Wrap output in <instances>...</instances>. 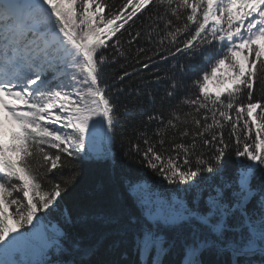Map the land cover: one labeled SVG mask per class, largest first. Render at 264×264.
Masks as SVG:
<instances>
[{"label": "snow or ice", "instance_id": "1", "mask_svg": "<svg viewBox=\"0 0 264 264\" xmlns=\"http://www.w3.org/2000/svg\"><path fill=\"white\" fill-rule=\"evenodd\" d=\"M112 7L106 0H0V264H25L15 256L32 235L28 226L76 179L75 161L89 155V145L98 136L111 140L131 115L128 97L139 98L140 90L124 84L129 72L108 70L131 54L125 43L130 49L141 41L151 48L138 47L137 56L201 57L210 72L193 82V95L182 80L186 66H174L160 97L166 114L146 92L151 114L141 112L146 121L132 128L126 155H138L169 184L187 186L221 172L231 150L243 158L235 186L210 194L207 211L146 208L155 228L137 242L141 264H165L173 246L159 235L163 225L191 230L180 264H206L202 256L211 251L227 253L230 264H255L252 257L264 258V185H252L256 172L264 173V0H124ZM65 169L67 177L51 178ZM237 215L242 223L234 228L228 220ZM243 230V243L226 235ZM62 244L60 256L68 258L27 264H83L76 257L94 254L66 231Z\"/></svg>", "mask_w": 264, "mask_h": 264}, {"label": "trees", "instance_id": "2", "mask_svg": "<svg viewBox=\"0 0 264 264\" xmlns=\"http://www.w3.org/2000/svg\"><path fill=\"white\" fill-rule=\"evenodd\" d=\"M123 2L124 0H106V3L113 6V11ZM144 15L147 17L148 13ZM140 23L141 21H136V25L131 29L133 33ZM128 39L127 33L121 37L122 41ZM138 47L151 48V45L141 41L139 45L134 43L129 49L125 43V51L131 54L126 58H120L119 63L110 68L108 72L109 76L122 74L123 71L129 72L131 75L125 78L124 84L130 89H139L141 96L139 98L128 97V100L135 102L131 105L132 113L121 120L111 140L104 138V142L100 143L102 155L89 154L83 159L76 160V179L68 185L61 198H58L57 204L47 214L41 213L42 221L52 224L59 231L52 238L47 249L46 247L43 249L44 255L38 259L55 261L68 258L60 256L66 231L84 248H94L93 255L76 257L82 260L83 264H141L137 242L143 230L149 227L155 228L153 219L148 220L146 210L141 206L142 198L145 196L148 198L146 207L148 208L154 197H158L156 201H167L168 206L171 203L175 206L171 198L180 197L182 200L180 202L186 207H195L200 212H205L208 208L207 200L210 194H214L215 190L229 183L235 186L237 169L243 158L235 157L234 149L224 157L221 172L202 174L197 178L195 186L169 184L146 163H142L138 155H126L130 152L129 141L132 139V128L140 127L142 122L146 121V115H142L141 112L151 114L149 111L151 105L149 98L145 96L146 92L151 91L154 94L156 110L166 114L167 102L162 107L160 97L168 87V82L164 77L175 70L174 66H186L182 80L186 86L185 91L193 95L198 92V89L193 87V82L197 78H202L204 71L210 72V65L201 57L189 58L186 54H177L175 60L169 59L167 62L156 58L148 60L146 57L151 55V51L137 56ZM145 63L149 65L148 68L143 67ZM222 72L226 74L227 70L222 69ZM156 74L161 77L159 81L155 79ZM144 85H149V87L145 88ZM215 87L214 82L209 84L210 89ZM184 94L185 92L181 93V95ZM255 96L260 98L262 94L257 90ZM172 103H175V100ZM62 175L67 177L70 171L65 169L62 174L56 172L51 178L59 182ZM252 185L253 187L264 185V173L258 170L252 180ZM225 191H230V189L225 187ZM156 201H153V204ZM255 206L256 203L253 200L249 208L252 209ZM153 207L148 209L152 211ZM166 213L163 211L160 215ZM229 222L233 227H238L242 221L237 215L229 219ZM158 232L162 240H166L173 246L171 252L164 257L165 264H180L183 257V246L186 241L192 239L191 230L163 225ZM197 234L207 236L208 232L206 229L198 228ZM244 234L245 230L226 233L229 239L238 240L241 243H243ZM27 255L31 254L28 252ZM202 259L206 264H230V257L227 253L218 255L215 251L205 252ZM262 259L264 258L259 255L252 257L255 264L256 262L260 264ZM241 264H243V258Z\"/></svg>", "mask_w": 264, "mask_h": 264}, {"label": "rangeland", "instance_id": "3", "mask_svg": "<svg viewBox=\"0 0 264 264\" xmlns=\"http://www.w3.org/2000/svg\"><path fill=\"white\" fill-rule=\"evenodd\" d=\"M103 142H104V137L98 136L95 143L89 145V149H88L90 152L89 154H92L95 156L102 155L103 151H102L100 143H103ZM132 189H133V192L136 193L135 189L134 188ZM147 199L148 198L145 196L140 201L141 204L142 203L144 204V206L143 204L141 206L145 210L148 205ZM157 199L158 197L156 198L154 197L151 201V206H149L148 208H152L154 205L152 212L156 214H161L163 211L168 212L169 206L167 205V201L165 200L156 201ZM171 200L175 202L176 208H179L181 205L186 207L184 204L181 203L182 200L180 197L178 199L171 198ZM153 201H156V202H154L153 204ZM150 219L151 218L148 216V220ZM42 220H43V217L41 216V214H39L38 218L34 220L33 225L28 226L32 235L28 241L22 244L21 250L15 256L16 259L24 261L25 264H27L28 261H35L38 258L42 257L41 253L43 252V249L45 247L47 249L48 244L51 242L52 238L56 236V234L59 231V230L57 231V229L53 227L52 224L46 221H42ZM228 223L230 224L229 220H228ZM246 238H247V231L245 230L243 241ZM28 252L31 254L30 256L27 255ZM256 264H258V262H256Z\"/></svg>", "mask_w": 264, "mask_h": 264}]
</instances>
